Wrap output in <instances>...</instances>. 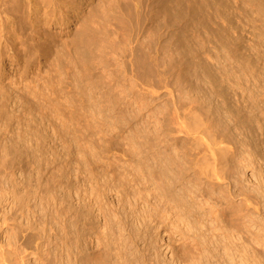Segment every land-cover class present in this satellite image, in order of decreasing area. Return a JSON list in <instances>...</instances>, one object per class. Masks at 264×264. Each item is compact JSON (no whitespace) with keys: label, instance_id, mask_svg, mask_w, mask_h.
Wrapping results in <instances>:
<instances>
[{"label":"rangeland","instance_id":"374dc122","mask_svg":"<svg viewBox=\"0 0 264 264\" xmlns=\"http://www.w3.org/2000/svg\"><path fill=\"white\" fill-rule=\"evenodd\" d=\"M92 1L79 15L85 19L91 8L94 13L87 21L94 34L89 47L77 38L78 23L73 20L69 28L63 20L48 22L44 31L51 37L42 46L27 38L22 45L8 43L10 51L4 43L0 45V249L10 252L7 255L12 261L7 257L12 264H68L61 240L65 183L71 185L74 204L86 202L91 207L92 226L85 225L84 220L85 226L81 221L79 226L81 235L85 234L80 238L86 253L83 257L90 255L87 259L94 261L91 254L102 251L98 238L104 232L103 217L94 198L100 191L103 199H98L113 211L119 199L125 201L126 192L131 194L129 188L142 185L140 175L147 172L143 173L146 168L142 162L139 164L141 153L152 152L143 142L146 136L164 132L178 136V145H184V130L188 127L183 126L182 133L176 131L172 122L175 106H190L195 114L187 115L189 120L201 124H214L212 119L217 116L223 119L226 134L231 132L235 146L239 143L238 150H245L239 158L233 157V162L230 159L231 163H239L235 167L245 171L242 174L246 181L264 185V0H192L190 18L186 10L179 7L171 11L157 0H142L144 6L136 12L125 6L127 0ZM149 3H153L151 9ZM159 4L163 6L157 8ZM157 17L161 19L158 31L154 24ZM8 25L4 26L5 32L12 39V26ZM26 31L25 37H30V30ZM172 41L177 49L170 63L166 51ZM147 44L157 49L156 56L164 65L157 75L140 64L138 54ZM136 77L144 82L149 78L152 88L141 86L139 81L137 84ZM102 96L110 101L104 97L107 102L103 101ZM215 103L221 116L214 110ZM137 164L143 172L138 171ZM133 174L142 182L138 178L137 183L130 182ZM238 191L235 189L234 194ZM238 198L230 199L229 206L235 209ZM140 203L135 202L137 208L142 207ZM243 207H238L240 214ZM153 222L146 230L158 249L156 264L165 263L167 258L175 264H193L195 260L197 264L198 258L193 257L196 253L187 240L182 242L174 224L167 221L156 227V220ZM228 222L232 221L226 222L229 228ZM223 225L226 237L230 234L225 238L234 255L233 260L227 257L225 262L264 264V223L258 228L241 224L247 236L237 233L233 224V229ZM223 230L218 231L221 238ZM132 241L135 243V238ZM143 251L140 246L139 253L144 255ZM119 256L125 257L120 247ZM119 256L114 259L112 251L104 260L116 264Z\"/></svg>","mask_w":264,"mask_h":264},{"label":"bare ground","instance_id":"6f19581e","mask_svg":"<svg viewBox=\"0 0 264 264\" xmlns=\"http://www.w3.org/2000/svg\"><path fill=\"white\" fill-rule=\"evenodd\" d=\"M92 2H93L92 0H0V45L4 43V46L7 47L8 50L10 51L8 43L12 44L16 42V44L22 45L27 38L32 40L34 39L36 42H38V44L42 46L46 42H48V38L51 37V36L47 37L44 31L45 29L44 26H46L48 22L50 24V21L53 20L55 24L56 21L63 20L66 25L65 27L69 28L70 22L71 20H73L74 24L78 23L76 25L78 28L76 30L77 31L76 34L79 35L77 36V38L80 37L81 41L84 43V46L87 45L85 47H89L88 45H90L91 40L94 39V37H92L94 34L91 33V30L87 25V21L90 20V17H92L94 13L91 8L87 12L88 18L85 17V19H82L80 18L79 15L81 11L89 8ZM157 2L158 3L163 2L162 4H164V7L168 6L169 10L174 12L180 7L186 10L185 14H187L186 16L190 18L189 10L193 6L192 0H161V1L157 0ZM124 4L129 9L131 10L134 9L135 12L138 9L143 8L144 6L142 0H127L125 1ZM160 5L161 4L156 5L157 8ZM148 6L149 9H151L153 3L147 4V7ZM159 9L157 10L160 12L163 10V9L162 10ZM165 12L167 13V10H165ZM163 15H161V17H163ZM168 16L169 15L167 14V17ZM159 18L158 17L155 18V23H154L156 24L155 27L157 31L160 28V22H161V19L159 20ZM164 19L165 17L163 18V20ZM8 23L11 24L12 26L11 28L12 34L11 35L9 34L12 37V39H10L7 36L9 32H5L6 28H4V26L5 24L8 25ZM76 26H74V28ZM26 29L30 30L29 33L30 37L28 35H27L28 37H25V33H27ZM17 49H19L18 46ZM176 49H177L176 44L174 41H172L169 44V48H167L166 51V58L167 61H169L170 63L173 61L175 57ZM20 51H24V50L21 49ZM156 54H157V49L155 50L151 44H147L145 47H143L138 54L140 59V64L143 66V69H146L148 72L154 75L159 74L162 68H164V65L162 64L161 60L157 58ZM87 59L89 58H86V60ZM142 62L144 63L142 64ZM136 78H138V80H136V83L137 81H139V84H141V86L142 84H144L146 85V87L149 86L148 89L152 88V82L149 78L145 79V82L143 81L144 79L141 80L140 77H136ZM90 85L91 84H89V86ZM94 87L97 88L98 86H94ZM109 88L107 87V89ZM94 95H96V93ZM104 95L106 96V94ZM103 97L104 96H102V99ZM116 98L118 97L116 96ZM116 98L112 100L114 101L116 100ZM119 99L121 98L119 97ZM106 100L108 101V99ZM106 100L103 99V101ZM215 105L216 103L214 104V106ZM212 107L213 106H210V108ZM216 109L217 108L215 106L214 110ZM173 110L174 111L172 114L173 115L172 122L177 129L175 130L180 131V133H182L181 131H183L185 127H188L187 129L184 130L186 134L185 143L183 141L184 145H178V140L180 139L178 136H174V135L168 136L164 132L161 135L157 134L152 136L151 138L147 136L146 138H143V142L152 148V152L149 153L151 155L144 154L143 153L144 151L141 153V160L139 161V164L140 162L144 164L142 165L143 167L145 166L146 168V169L144 168L145 172L141 171L140 170L141 168H139L140 165L138 166L137 164L138 171L140 170L143 173L147 172L146 174H144L146 176L140 175L142 176L141 178H143V182L140 181L141 178L136 177L137 173L135 175L134 174L131 175L132 178L129 177L130 179L129 181L130 182L132 181L133 183H137L135 181L138 178L137 180L142 182L141 183L142 185L137 186V184L138 185L140 184L139 183L134 184V186L136 185V189L134 190L132 188H129L130 186L127 187V189L129 188L132 190L131 194H129L130 192L128 193L126 192V195L122 194L123 197L124 195L126 196L125 201L123 200V198L120 197L121 199H119L120 202L118 201L119 202L118 207L117 204L114 205L117 208H115L114 210L112 209L113 211H109L107 202L105 206L103 205V203L101 202L102 200H99V199H103L102 197L101 198L99 197V195L103 196V194H98L100 191L97 193V190L95 189L96 190L95 192L97 193L98 197L97 198L95 197L94 201L95 204L97 203L98 206L97 209H99L98 211L100 212V215H102L103 217L102 218L103 224L101 223L102 224L101 228L103 229L102 231L104 232L103 235L101 234L100 237L98 236L102 251H100L99 253L96 252L91 254V257L94 261L91 262V259L88 258L92 264H112L109 261L104 260V258L110 256V252L113 251V258L118 259L119 247L125 253V257L123 258L122 256L121 257L119 256L120 261L117 262L116 264H134L140 260H141L140 263L137 264H154V263L156 264V262L154 261H156L158 257V252H157L158 249L155 248L156 246L148 238L147 235V230H149L151 226L150 224L153 221L155 222V220H156V224L154 222L153 224H155L156 227L159 226V224L166 225L167 221H170L172 224L175 225L174 227H176V229L180 233L181 238L183 239L182 242L184 243L187 240L186 244L191 246V248L197 254V255L195 254V256L192 255L193 257L198 258L197 264H228L227 262H225L226 261L225 258L229 257L231 258V260H233L232 259L233 254L230 251V249L232 250L233 247L230 248L229 246H227L228 241L226 238L230 237V234L228 235V237H226V232L223 230V228H225L224 227L225 225L223 224L227 225L226 223L227 221H232V223L228 222V224H230L229 226L231 227L233 224L234 229L237 230L236 231L237 233L239 234L241 233V235L247 236L246 233H242L244 231H241L244 224L246 223L252 224L256 228H258V224L261 226V223H264V185L260 184V182L258 184L251 183V181H249L248 179L246 181L245 180L246 177H244L246 175L243 176L244 173L242 174L243 170L240 171V169L235 167L239 163H237L236 161H234V163H236L235 165L231 163L233 157L236 158L237 156L239 158L240 156L238 155H242L243 153H245L244 152L245 150L244 149H241L244 151L238 150L240 148L236 146L239 143L235 146V139L232 138L234 136H231L232 135L231 132H230L231 135L226 134L228 128H226L225 124L222 122L223 119L221 121V118H219V116H217V118H214L215 120L212 119L213 121H215L213 122L215 126L214 124L211 123L210 119H209L210 123L207 121H204L206 123L202 122V124L201 122L198 123L196 121L195 123L194 122L195 119L192 118L193 120L190 119L192 120L190 121L187 116L192 112L190 106L185 108L181 106H175ZM211 111H212L211 115H213L214 111L212 109ZM216 111L218 112V109ZM218 115H220L219 112ZM186 118L187 120L190 121L191 124L188 123L189 121L188 122L186 121ZM186 122H187V126L183 125ZM183 126L185 127L183 128ZM172 134H176V133H172ZM133 143L134 141L132 142V144ZM136 144L137 143H135V145ZM240 152L243 153L241 154ZM137 155L139 154L137 153ZM247 155L249 157L250 154L248 153ZM248 157L245 156L246 159ZM235 158L233 160H236ZM242 160L244 162L243 158ZM239 161H241V158ZM244 163H249V162L247 161ZM241 166H243V164H241ZM130 172L128 171L129 174ZM120 177L122 176L120 175ZM127 177L126 178L124 177V180L127 179ZM123 182H120L119 185H121V183ZM64 186H65L64 187L65 193L64 196L62 195L64 199V200L62 199L63 200L62 202L64 203L63 206L65 208L63 211L64 217H63V231H62L61 240H62L63 248L65 249V256L67 258L66 262L68 261V264H85L86 261L88 260L87 257L90 255L84 256L87 259V260L85 259L86 261H84V257H83L84 250L81 248L82 245L80 243V238L82 235L84 236L85 234H83L84 233L83 232L81 235L80 232L81 228L79 226V223L81 220H84L85 225H90L91 223H93L91 218L92 210L91 207H89V205H87L86 202L76 204L78 202L77 201L74 204L72 200L73 199L72 195L70 196L71 185H69V183H65ZM115 187H117L116 184ZM119 188H115V190L116 189L119 190ZM235 189L239 190L238 194L237 193L234 194L236 192V191L234 192ZM104 191L105 190H103L102 192L104 193ZM121 191L119 190V192ZM235 196L239 197L238 198L239 202L237 203L238 204L236 206L237 208L235 207L234 209L233 206H229L232 203L229 201ZM132 200H134V202H132ZM138 200H140V202L142 203V204L140 203L141 204L140 206H142L141 208H137ZM209 200L211 201L215 200V201L214 202L212 201L213 204L210 203L211 206L208 209L207 207L210 205ZM135 202H137V204H135ZM206 205L208 206L206 207ZM239 206L240 208L241 206H245L243 207L245 208L244 212L241 211L243 214L242 213L240 214V209L238 208ZM227 212H229V215L227 214ZM147 221L150 223L147 224L148 223ZM81 223H82L81 225H84L82 221ZM241 224H243V226ZM240 225L242 226V228H240ZM84 226L82 227L84 228ZM226 227L228 228V225ZM228 229L227 231L230 232L232 231L233 228L230 231ZM245 229L247 232L248 231L247 228ZM248 229L250 228L248 227ZM220 230L221 232L222 230L225 232L222 238L218 234V231L220 232ZM232 236L231 238H233ZM132 238H135V243L132 241ZM233 240L236 239L233 238ZM140 246L144 247V250L146 252L145 253L143 251L145 253L144 255L139 253ZM83 247L85 246L83 245ZM5 251H2L0 249V264H12L9 263L10 261L8 257L10 255L9 256L7 255V253L10 254V252L7 250V253H5ZM102 256H103L102 261H98V258ZM167 259L163 264H175L174 261L171 260L167 261ZM10 260L12 261L11 256H10ZM89 261H87L88 263L86 264H89ZM15 262L17 263L18 261ZM15 262H13V264H15ZM195 262L193 264H195ZM19 264H21V262H19Z\"/></svg>","mask_w":264,"mask_h":264}]
</instances>
